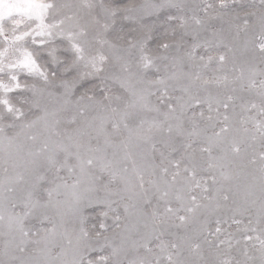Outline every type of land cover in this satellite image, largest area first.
Here are the masks:
<instances>
[{
    "label": "snow or ice",
    "instance_id": "6c2138e0",
    "mask_svg": "<svg viewBox=\"0 0 264 264\" xmlns=\"http://www.w3.org/2000/svg\"><path fill=\"white\" fill-rule=\"evenodd\" d=\"M0 264H264V0H0Z\"/></svg>",
    "mask_w": 264,
    "mask_h": 264
}]
</instances>
